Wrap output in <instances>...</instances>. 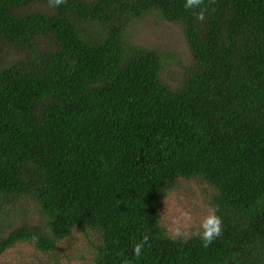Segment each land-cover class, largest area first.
Segmentation results:
<instances>
[{
  "label": "trees",
  "instance_id": "16d2710c",
  "mask_svg": "<svg viewBox=\"0 0 264 264\" xmlns=\"http://www.w3.org/2000/svg\"><path fill=\"white\" fill-rule=\"evenodd\" d=\"M204 2L198 22L185 0H0L17 53L0 63V264H264V0ZM150 14L182 25L188 59L132 42ZM165 199L196 223L215 209L221 235L166 238Z\"/></svg>",
  "mask_w": 264,
  "mask_h": 264
},
{
  "label": "clouds",
  "instance_id": "9594fccd",
  "mask_svg": "<svg viewBox=\"0 0 264 264\" xmlns=\"http://www.w3.org/2000/svg\"><path fill=\"white\" fill-rule=\"evenodd\" d=\"M66 2L67 0H48V4L52 8L59 7ZM184 8L192 11V14L198 22L205 21L206 13L209 10V6L205 4L204 0H185ZM164 204L165 210L160 214V217H168L167 223L162 225L166 238L172 241H187L192 236H197L202 241L203 247L207 248L221 235L222 219L216 214L215 209H209L207 214L199 218V222L196 223L190 209L176 208L173 210L169 207L166 199L164 200ZM149 239V236L145 235L140 242L133 245V254L137 259L141 256ZM122 264H130V261L125 259L122 261Z\"/></svg>",
  "mask_w": 264,
  "mask_h": 264
},
{
  "label": "rangeland",
  "instance_id": "374dc122",
  "mask_svg": "<svg viewBox=\"0 0 264 264\" xmlns=\"http://www.w3.org/2000/svg\"><path fill=\"white\" fill-rule=\"evenodd\" d=\"M128 32L132 42L136 45L147 48L171 49L183 62L186 58L188 59L189 48L180 23L166 21L156 17L155 14H150L149 16L135 19ZM16 58L17 53L10 52L9 49L0 51V63H10ZM37 221L38 220L35 218L31 220L34 224H36ZM19 224L20 222L18 221L16 226ZM82 245L85 247H82ZM80 248L89 249L87 241L83 237L77 238L74 240L73 245L69 246L67 249L69 257L75 260L76 257H78L77 254L83 253L81 250L78 251ZM72 252H75L76 255L74 256ZM78 259L80 258L78 257Z\"/></svg>",
  "mask_w": 264,
  "mask_h": 264
}]
</instances>
